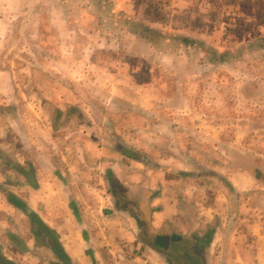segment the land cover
Listing matches in <instances>:
<instances>
[{"label": "rangeland", "instance_id": "obj_1", "mask_svg": "<svg viewBox=\"0 0 264 264\" xmlns=\"http://www.w3.org/2000/svg\"><path fill=\"white\" fill-rule=\"evenodd\" d=\"M61 112L101 115L126 148L128 130L155 131L145 156L161 166L173 158L222 186L220 177L248 181L241 199L221 189L218 208L261 210L242 219L243 236L264 233V0H0V136L11 140L35 113ZM137 116L151 118L147 128ZM210 237L197 249L184 240L181 253L200 254ZM246 239L217 253L254 264L260 252L264 264V239L239 249Z\"/></svg>", "mask_w": 264, "mask_h": 264}, {"label": "crops", "instance_id": "obj_2", "mask_svg": "<svg viewBox=\"0 0 264 264\" xmlns=\"http://www.w3.org/2000/svg\"><path fill=\"white\" fill-rule=\"evenodd\" d=\"M59 115L61 120L53 113H35L25 125L28 128L15 130L10 142L0 136V264H188L200 258L203 264H224L233 260L223 258L218 248L245 242L242 219L249 214V220L256 221L261 210L239 209L238 214H230L222 206L219 211L222 204L217 196L221 189L234 188L241 199L251 189L248 181L242 184L220 177L222 186L218 178L205 180L197 171L183 173L175 167L184 165L178 159H171L176 160L174 166L157 164L159 158L152 161L145 156L153 149L146 139L155 131L145 137L141 130L135 134L128 130L121 139L133 141L126 148L116 144L115 126L104 127L101 115H95L99 121L86 115L83 122L71 112ZM135 121L147 128L145 122L151 118L137 116ZM91 122L98 130L90 127ZM163 167L167 172L162 177ZM203 195H212L213 207ZM204 234L211 236L204 251H184L190 261H182L183 241L192 249L201 248L199 236ZM262 237L263 230L255 229L248 234V244L238 248L257 247Z\"/></svg>", "mask_w": 264, "mask_h": 264}, {"label": "trees", "instance_id": "obj_3", "mask_svg": "<svg viewBox=\"0 0 264 264\" xmlns=\"http://www.w3.org/2000/svg\"><path fill=\"white\" fill-rule=\"evenodd\" d=\"M173 240V239H172ZM203 250H201V252H202ZM183 256H188V258H189V261H190V256H189V254L188 253H186V252H184L183 253ZM192 260V259H191ZM188 264H203V260L200 258V260L198 259V261L196 260V261H191V262H189Z\"/></svg>", "mask_w": 264, "mask_h": 264}]
</instances>
